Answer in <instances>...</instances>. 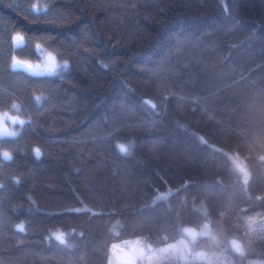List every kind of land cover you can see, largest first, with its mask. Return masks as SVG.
<instances>
[{
  "label": "trees",
  "instance_id": "trees-1",
  "mask_svg": "<svg viewBox=\"0 0 264 264\" xmlns=\"http://www.w3.org/2000/svg\"><path fill=\"white\" fill-rule=\"evenodd\" d=\"M37 42L70 71H12L14 55L40 59ZM13 99L32 119L0 141L14 154L0 162V264H106L117 217L119 239L163 246L204 222L193 208L202 200L225 242L238 234L246 259H264V226L249 237L237 220L264 210V0H49L40 15L30 0H0V108ZM128 142L123 155L117 144ZM236 152L252 172L247 189L227 155ZM21 220L26 232L12 227ZM57 226L83 235L72 248L47 244Z\"/></svg>",
  "mask_w": 264,
  "mask_h": 264
},
{
  "label": "clouds",
  "instance_id": "clouds-1",
  "mask_svg": "<svg viewBox=\"0 0 264 264\" xmlns=\"http://www.w3.org/2000/svg\"><path fill=\"white\" fill-rule=\"evenodd\" d=\"M49 0H30V10L35 15L47 12ZM13 47L19 49L25 44V37L22 33L16 32L12 36ZM35 51L40 59L32 60L13 56L10 69L12 71H23L33 77H55L61 72H68L71 69V62L68 59H61L60 53L54 48H48L40 42L35 45ZM34 102L39 106L46 95L44 93H34ZM151 103V101H149ZM154 106V105H153ZM31 116L24 114V107L20 100L13 99L7 107L0 108V141L12 140L18 138L25 125L31 123ZM134 142L118 143L117 148L123 155L130 154L134 148ZM33 156L39 160L43 155V150L39 145L32 148ZM228 158L232 163L233 171L239 175L241 182L247 189L252 179V172L249 169L246 158L238 152L228 153ZM14 154L7 148L0 147V162H11ZM260 162H264V155L258 157ZM18 182V178H17ZM173 194V190L159 193L154 198L153 203L160 199H167ZM258 202L264 201V193L256 197ZM194 210L200 212L205 217L200 226L183 225L180 226V237L174 241L166 243L163 246H154L147 235H137L119 239L125 225L122 219L117 217L108 228L109 234L114 237L113 242L108 249L106 264H236V261L228 255L229 250L242 258L244 264H264V259L248 260L250 244L242 241L238 234L226 237V234L217 231L213 227L212 220L209 218L208 208L202 200L199 205H193ZM84 209H76L82 211ZM247 209H242L238 214V222H242L244 229L249 237H254L264 226V210H257L254 213L244 215ZM221 217L224 213H220ZM240 223H237V227ZM13 229L19 232H26V222L21 220L13 224ZM82 236L83 233H77L75 228L65 229L61 226L49 229L45 236V242L51 244L53 241L57 244L72 248L70 238L73 235ZM162 239L167 241V236ZM202 241L206 243H201ZM199 245V246H198Z\"/></svg>",
  "mask_w": 264,
  "mask_h": 264
}]
</instances>
